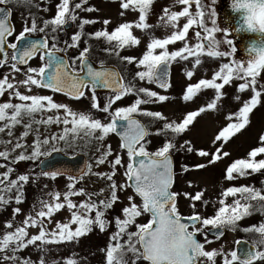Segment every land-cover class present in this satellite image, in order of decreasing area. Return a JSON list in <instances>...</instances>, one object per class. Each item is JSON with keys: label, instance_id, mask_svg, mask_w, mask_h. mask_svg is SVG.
<instances>
[{"label": "snow or ice", "instance_id": "obj_1", "mask_svg": "<svg viewBox=\"0 0 264 264\" xmlns=\"http://www.w3.org/2000/svg\"><path fill=\"white\" fill-rule=\"evenodd\" d=\"M216 2L174 0V6H183L182 10L164 8L160 23L153 26L147 21L154 0H119L121 20L126 15L138 19L110 27V19L79 15L99 11L89 6V0H58L50 18L30 12L18 33L11 23V8L0 7V69H9L0 73V97H7L0 102V134L11 138L17 126L23 127L15 142L0 138V146L4 147L0 158L7 162L0 163V168L6 169L0 173V211L13 202L16 205L0 232V264H80L74 251L62 260L49 261L48 255L53 248L59 251L78 245L82 237L96 230L107 233L109 228L114 230L100 249L104 264H264V220L241 227V222L256 212L264 216V180L260 188L229 186L216 200L205 198L206 190L195 195L173 190L175 153H194L203 158L206 162L196 163L195 170L217 165L230 157L225 146L250 127L254 110L264 108V0H232V11L239 16L231 30L218 26ZM46 3L50 5L51 0ZM193 3L194 13L190 12ZM0 5L50 11L49 7L40 9L33 0H0ZM181 18L186 20L182 26ZM97 23L99 29L86 31V26ZM73 26L78 30L69 36ZM193 26L198 30L189 38ZM153 27H164L170 34L151 38L141 56L122 54L141 44L134 29L148 31ZM233 30L256 36L245 45L246 58H236L237 47L229 38ZM220 33L222 37L218 38ZM190 39L195 42L190 43ZM176 42H182V46L170 50ZM96 44L105 45L99 51L114 58L119 66L99 60L97 67ZM70 51L75 54L69 56ZM204 56L226 62H221L210 78L192 82ZM174 62L191 65L185 69L190 82L181 97L184 102L193 101L204 89L214 90V98L206 106L188 111L178 120L147 107L175 99L149 87L155 85L167 93L172 87L170 68ZM226 86L235 88L233 99L239 102L238 109L225 116L226 125L211 141L213 150L196 149L189 139L179 143L178 138L191 130L202 113L221 110ZM44 90L51 94H44ZM98 90H107L103 103ZM56 94L75 102L88 100V110L74 111L67 103L55 102ZM126 98L132 99L125 105ZM30 135L33 139L28 143ZM112 135L119 138L115 150L106 143ZM154 137H162L163 142L150 151ZM89 147H94L93 162H85L76 173L46 165L54 153L68 155L69 151L76 153ZM19 162H32L39 171L29 168L12 179L16 172L13 165ZM102 166L108 170H94ZM192 170L186 164L180 165L181 175ZM257 173L264 175V132L244 158L226 165L223 179L235 185L239 178ZM118 175L122 182L116 179ZM58 177L66 178V190L43 184L39 208L33 204L17 222V216L23 214L19 205L25 200V186L41 179L53 182ZM89 181L104 186L98 191L89 190ZM181 196L189 200L188 215L179 210ZM209 205L213 215L205 216L202 209ZM62 210L69 217L56 219ZM225 231H242L254 238L250 242L237 239V248L231 251H225L223 245L209 249L208 245L219 241ZM29 248L39 254L37 260L21 255Z\"/></svg>", "mask_w": 264, "mask_h": 264}, {"label": "rangeland", "instance_id": "obj_2", "mask_svg": "<svg viewBox=\"0 0 264 264\" xmlns=\"http://www.w3.org/2000/svg\"><path fill=\"white\" fill-rule=\"evenodd\" d=\"M219 1L217 0L216 4L214 5L216 11L218 10ZM34 3L40 5V9H43L44 7H49L50 11L48 13H44L36 8H29L24 5H7L12 10V16H11V23H13L16 27L17 33L21 30L22 24L25 17H28L30 12L35 13L37 16H43L44 18H50L55 11V4L58 2V0H51V4L49 5L46 3V0H33ZM78 2V1H77ZM206 2H210V0H206ZM89 6H94L97 9H99L98 12L93 13H86V12H80L79 15L82 18H89V19H97V20H103V19H110L112 21V25L110 27H114L119 22H133L135 19H138L137 17H134L133 15H126L123 18V21L121 20V17L119 16V12L121 9L119 8V0H89ZM169 8L170 10H182L183 6L175 5L174 6V0H154L153 8L150 13L148 23L150 25H157L160 23L159 17L163 15V9ZM190 12H195V3H193L190 6ZM217 20H218V26L221 28H225L223 23L221 22L218 12H217ZM186 22L184 18H181L180 25L182 26V23ZM101 25L97 23L96 25L86 26V31H93L94 29H99ZM78 29L74 26L69 31V36L72 35L75 31ZM198 30L195 29V26H193V29H190L189 32V38L194 37V31ZM134 35L137 36L141 40V44L138 47H134L132 49H129L125 52H123V55H132V56H141L142 53L146 50V45L148 42H150V39L155 38H165L166 35L170 34V30L165 29L164 27H153L152 29L148 31H141L138 29H134ZM218 38L222 37V33L217 34ZM230 38V37H229ZM194 39H190V43H194ZM103 44H96L94 45V58L96 60V64L99 65V60H105L110 65H118V62L114 58H109L106 53H103L99 51L100 48L104 47ZM182 46V42H176L175 46H169L170 50H177L179 47ZM75 53L73 51L69 52V56L74 55ZM236 58L240 59L242 57L238 56V53H236ZM193 58H190L192 60ZM203 64L202 67H199L198 70L195 72L192 82H197L201 78H210L215 70H218V66L222 61L220 59H214V58H208L207 56H204L203 58ZM38 63L37 61H34L33 64ZM191 68V65L187 62H174L171 66V74H170V82L172 84V87L167 91V93L164 92L162 89H157L155 85H150L153 90H156L160 92V94H167L171 97H175V99H171L169 101L164 102L161 105H151L147 106L152 110H158L163 112L165 115H167L170 119H179L184 114H186L188 111L197 110L201 106H206L208 102L212 98H214V90L212 89H204L200 93L197 94L196 97H194L193 101L190 102H184L181 97L183 95V92L186 90V87L188 83L190 82L185 74V69ZM132 71L135 69L132 68ZM9 71L7 68L0 69V73ZM123 71V69H121ZM19 78V77H18ZM130 78V76H129ZM23 91V89H21ZM226 93V95L222 98L221 104V110L220 111H207L205 113H202L199 117L196 118L194 121V124L190 126L191 130L184 134L183 137L178 138V142L182 143L183 139H189L191 140L192 144L196 149H204L212 151V144L211 141L214 138L215 134L218 132V130L225 126L227 121L225 120V116L230 111H236L238 109L239 102L234 100L233 97L237 94L234 87L226 86L224 90H222ZM44 94H51L46 91H44ZM105 93L98 92V98L100 99V102L103 103ZM7 99V97H0V102H3ZM132 98H126L124 101V104H128L131 102ZM55 102H64L69 104L70 107L74 111H87L89 107V101L83 100L80 102H70L60 96L55 95L54 96ZM102 118V115H101ZM143 119V118H142ZM145 123L149 124L150 127H154V125L151 124L150 121L144 120ZM53 129H55V126H53ZM23 131V127L17 126L14 129V136L8 137L6 133L0 134V138L8 140L12 139L13 142H15V138L19 137L20 134ZM264 132V108H258L254 110L253 114L251 115V125L247 130H244L242 134H237L236 137H234L226 146V151H229L231 153L229 158H225L222 162H218L215 166H209V168L204 170H195L194 165L196 163L200 162H206L203 158H199L194 153L193 154H185V153H175L174 154V170L177 172V175L175 177V183H174V191L177 192H188L192 195H195L197 191L206 190L205 191V198L210 200H216L219 193L222 189H225L229 186H240V185H252L257 188L261 187V181L264 180V175L257 173L253 174L247 177H241L236 182L235 185H233L231 182H226L223 179L224 176V170L227 164H229L232 160L236 158H244L248 151H250L253 147L257 146V138L258 135ZM33 137L30 135L26 138L28 143H31ZM153 143L149 146V150H155L156 147L161 146L163 142V138H152ZM118 140L114 138V136H110L106 143H110L113 147V149H117ZM11 147V146H9ZM0 150H4L3 146H0ZM85 151H87V155H85ZM76 153L85 155L88 162H93L92 157L94 156V147H89L87 149H77ZM68 154H75L71 151H69ZM0 163H7L2 158H0ZM186 164L190 168H193L192 171L184 174H180V165ZM13 167L16 168V172H14L11 176L12 179L16 178V175L20 173H25L28 171L29 168H34L35 171L38 172L35 164L32 162H19L17 165H13ZM6 169L0 168V173H3ZM98 171H107L106 166H102L100 169H94ZM116 179L119 182H122L123 178L121 176H117ZM189 182H191L192 187H189ZM49 183L50 188H55L58 191L63 192L65 189V183L66 178H57L56 181L50 182L47 179H41L37 181L35 185L29 184L25 186V200L24 202L19 205L21 207L23 214L17 216V222L22 221L24 218V215L28 214V212L32 209L33 204H36L37 208H39L38 204V197L43 198L41 189L43 187V184ZM104 185L101 182H88L89 190H95L98 191L100 187H103ZM15 193H13V196ZM123 195L121 194V198L123 199ZM74 200L77 199H83V198H73ZM231 201V198H229V201ZM197 206L199 207V202H196ZM16 205L14 202L10 205H8L5 210L0 211L5 213L0 219H3L4 222H0V232L3 231L4 223L11 219L12 217V208ZM178 206L179 210L182 214L188 215L191 212L190 206H189V200L183 196H181L178 200ZM203 214L205 216H211L213 215V209L211 205L206 210H203ZM2 215V214H1ZM69 217V213L62 210L60 213L56 214V219H66ZM111 218V215L109 216ZM264 220V216H261L259 212L254 213L251 217L246 218L241 222V227L250 226L252 224H258ZM114 230V228H109V231L107 233H99L98 230L94 231L91 234H88L86 237H82L80 239V242L78 245L75 246H69L68 248L61 249L57 251L55 248H53V251H51L48 255V260H62V258L68 257L72 251L77 253V259L80 260V264H104V254L100 251L101 248H104L108 242V237L111 234V232ZM33 234L35 233V230H31ZM210 238L214 239V237L209 236ZM246 239L249 242L254 238L252 234H245L242 231L237 232H231V231H225V235L219 240L215 241L208 245L209 249L215 248L219 249L221 245L224 246L225 251H231L233 250V243L236 241V239ZM202 239V238H201ZM24 257H30L33 260H37L38 253L33 251L31 248L24 250L21 253ZM219 259V258H218Z\"/></svg>", "mask_w": 264, "mask_h": 264}, {"label": "water", "instance_id": "obj_3", "mask_svg": "<svg viewBox=\"0 0 264 264\" xmlns=\"http://www.w3.org/2000/svg\"><path fill=\"white\" fill-rule=\"evenodd\" d=\"M0 7H4L0 5ZM221 13L223 14V24L225 27L234 29L236 20L238 19L239 14L234 13L232 10H225L224 0L221 3ZM230 34L233 37V43L237 47V52L240 57L246 58L245 45L250 42L252 39H255V34L251 33H240L237 34L235 31H230ZM87 162L84 155L77 154L74 156H66L63 153H54L52 157L46 162L47 166L53 168H68L71 169L73 173H76L79 169L83 168ZM39 169V168H38ZM209 235L212 236L210 233ZM237 248V245L234 246V249Z\"/></svg>", "mask_w": 264, "mask_h": 264}, {"label": "flooded vegetation", "instance_id": "obj_4", "mask_svg": "<svg viewBox=\"0 0 264 264\" xmlns=\"http://www.w3.org/2000/svg\"><path fill=\"white\" fill-rule=\"evenodd\" d=\"M221 3H222V0H220L219 1V6H218V10H217V12H218V16H219V18H220V20L221 21H223V14L221 13ZM231 3H232V0H224V6H225V10H232V8H231ZM97 65V64H96ZM97 66H99V65H97ZM101 93H106V90L105 91H101ZM63 98L66 100V102H67V100L68 101H70V102H75V101H71V100H69L67 97H65V96H63ZM114 136V135H113ZM114 138H115V140L117 139L118 140V142H117V145H118V143H119V138L118 137H116V136H114ZM173 190H174V188H173Z\"/></svg>", "mask_w": 264, "mask_h": 264}, {"label": "trees", "instance_id": "obj_5", "mask_svg": "<svg viewBox=\"0 0 264 264\" xmlns=\"http://www.w3.org/2000/svg\"><path fill=\"white\" fill-rule=\"evenodd\" d=\"M2 214V215H1ZM5 213H3V212H0V218L4 215ZM0 222H4V220L3 219H0Z\"/></svg>", "mask_w": 264, "mask_h": 264}]
</instances>
